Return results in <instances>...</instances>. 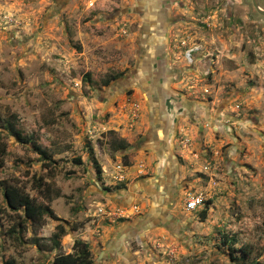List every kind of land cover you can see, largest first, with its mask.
<instances>
[{"label":"rangeland","instance_id":"374dc122","mask_svg":"<svg viewBox=\"0 0 264 264\" xmlns=\"http://www.w3.org/2000/svg\"><path fill=\"white\" fill-rule=\"evenodd\" d=\"M0 141V182L56 216L26 220L0 185V264H54L77 240L93 264H264V16L253 0H0Z\"/></svg>","mask_w":264,"mask_h":264},{"label":"trees","instance_id":"16d2710c","mask_svg":"<svg viewBox=\"0 0 264 264\" xmlns=\"http://www.w3.org/2000/svg\"><path fill=\"white\" fill-rule=\"evenodd\" d=\"M117 79L116 76L107 78L103 81L104 85H109L111 81ZM6 130L13 136H15L22 143H31L33 148L41 155V157L46 161V165L50 171H53L51 163V158L48 153L43 150L39 145H37L33 140H29L22 133V131L14 124L9 122L6 126ZM126 144H120L119 148L125 150ZM7 155V143L0 141V165L5 161ZM53 161V160H52ZM78 163H81V159L78 158ZM96 163L97 173L101 175V166ZM0 185L4 188V199L7 208L12 212H24V217L26 220L32 221H43L47 217L56 218L54 211L51 206L47 203H40L35 200L25 189L24 186L19 184H8L7 182H0ZM34 188L45 196L49 203H52L55 199L61 196L59 190L52 188V183L45 182L44 178L40 177L34 179ZM208 210L207 208L201 212L202 221L206 220ZM59 235H64L66 230L62 227L59 228ZM78 228H74L77 230ZM59 246V242L56 240V247ZM74 252L66 255H58L54 259V264H93V255L91 251L90 244L77 240L73 246ZM249 257L250 252L245 253Z\"/></svg>","mask_w":264,"mask_h":264},{"label":"built area","instance_id":"2783aa9c","mask_svg":"<svg viewBox=\"0 0 264 264\" xmlns=\"http://www.w3.org/2000/svg\"><path fill=\"white\" fill-rule=\"evenodd\" d=\"M205 203V198L202 196H193L186 201L185 209L189 212H193L205 206Z\"/></svg>","mask_w":264,"mask_h":264},{"label":"crops","instance_id":"0c3cea01","mask_svg":"<svg viewBox=\"0 0 264 264\" xmlns=\"http://www.w3.org/2000/svg\"><path fill=\"white\" fill-rule=\"evenodd\" d=\"M169 210V211H168ZM157 213V214H156ZM173 218V215L170 213V207L162 208V209H156L155 210V215H154V221L151 220L150 224L152 223L153 226H156L154 223L156 221L157 226H160V222L165 223L166 220H170ZM159 224V225H158Z\"/></svg>","mask_w":264,"mask_h":264},{"label":"water","instance_id":"95a60500","mask_svg":"<svg viewBox=\"0 0 264 264\" xmlns=\"http://www.w3.org/2000/svg\"><path fill=\"white\" fill-rule=\"evenodd\" d=\"M253 6L255 7L256 11L264 16V10L260 8L258 4V0H253Z\"/></svg>","mask_w":264,"mask_h":264},{"label":"flooded vegetation","instance_id":"af4514ba","mask_svg":"<svg viewBox=\"0 0 264 264\" xmlns=\"http://www.w3.org/2000/svg\"><path fill=\"white\" fill-rule=\"evenodd\" d=\"M163 224L165 225V224H166V222H165V223H163V222H161V223H160V225H163Z\"/></svg>","mask_w":264,"mask_h":264}]
</instances>
